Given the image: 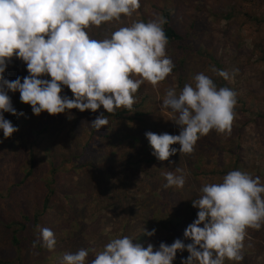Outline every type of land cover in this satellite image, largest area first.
<instances>
[{
    "label": "clouds",
    "instance_id": "1",
    "mask_svg": "<svg viewBox=\"0 0 264 264\" xmlns=\"http://www.w3.org/2000/svg\"><path fill=\"white\" fill-rule=\"evenodd\" d=\"M140 0H0V132L5 139L19 131L4 113L17 115L9 93H19L36 116L71 114V110L108 114L117 109L132 110L136 95L145 83L157 86L173 72L166 54L168 39L163 17L121 26L103 39L89 35L92 27L130 17ZM26 65L23 78H5L13 59ZM225 80L227 70L211 68ZM65 89L72 93L70 98ZM237 93L217 87L204 72L177 91L165 90L161 109L169 111L178 135L146 132L152 155L170 161L177 154L194 152L198 140L215 131L230 134L235 118ZM109 124L100 113L90 128L100 131ZM179 145V148L174 147ZM165 188L183 189L186 175L180 167L162 173ZM197 218L184 231L191 243L176 239L161 242L159 249L144 247L129 236L111 239L95 254L90 264H174L178 252L189 256L181 264H225L243 260L247 230L264 227V182L247 171L232 170L219 181L204 182L199 198L192 200ZM42 245L54 250L56 239L49 228H41ZM153 237L156 229L144 230ZM89 251L65 253L62 264H86Z\"/></svg>",
    "mask_w": 264,
    "mask_h": 264
},
{
    "label": "trees",
    "instance_id": "2",
    "mask_svg": "<svg viewBox=\"0 0 264 264\" xmlns=\"http://www.w3.org/2000/svg\"><path fill=\"white\" fill-rule=\"evenodd\" d=\"M141 1L146 0H140V6L136 11L143 10L144 7ZM164 2L167 4L166 6L170 9V12L162 9L163 7H158V5L154 8L157 9L158 13H162L166 21L163 25V29L168 39L167 46H175L177 50L182 52V61H179L180 58H176L174 61V71H176V69L181 71L182 68L184 70L185 59L193 52V45L198 38V34L195 32L198 26L196 22H192L188 25L189 29L185 27L178 28V23L175 22V17H172L171 12L175 15L181 12L182 0H164ZM246 15V21L252 24L262 25L264 23V21L260 19L261 16L259 17L258 15L256 16L255 14L248 13ZM131 17H133V15H131ZM133 22H135V20L130 22L126 17H122L120 21H113L99 28L92 27L90 29L92 31L91 37L103 39L117 28L128 26ZM195 47L197 46L195 45ZM255 54L259 56V59L253 64L264 62V45L262 42H257L254 45V50L251 51V55ZM27 75L26 65L22 61L14 58L8 66L5 78L8 80H15L17 77L23 78ZM259 80L262 82L261 88L264 90V79L259 78ZM242 88L243 92H249V94L247 96L239 95L235 91L237 93L235 112H241L242 115L250 113L253 122L261 121L264 124V95L257 96L245 85H243ZM142 90L143 89L140 87L136 95L139 96ZM64 94L68 95L70 98L72 97V93L68 89H65ZM9 95L18 114L12 115L10 113H4V116L7 120L11 121L14 126H17L19 131L8 139H5L3 133L0 132V158L2 154H5L15 164V168L9 171L11 174L8 176L9 184L6 183V185L3 186L0 181V191L6 192V194L1 197V201H6V199H8L7 204L9 203L8 208L6 207L7 210L5 209L6 211L0 207V229L9 230L12 234L11 242L9 243V240L5 239V242L2 241L1 245H5L6 249L8 248L9 251L13 253L14 251L12 248H14L16 254L9 255L7 258L4 256L0 257V264H13L15 259L16 264H33V258H36L38 253L44 255V260H41L40 264H62L63 258L55 261L53 257L54 250L49 251L42 245L40 229L49 228L53 231L57 242L54 249H59L60 254L75 253L70 252L73 249H70L69 246L73 244L79 247V245L84 242L83 238L86 232L84 219H86V217L90 216L91 221L96 222L97 218H95L93 214L97 210H94L98 206L96 204H100L98 197H102L101 201L102 204H105V211L111 213L109 218L105 216L106 220H108V222H117V220L120 219L123 223V231L126 233H123L122 236H129L135 242L140 243L143 236H146L143 233L145 228L148 227L143 224H138L136 218L141 219L142 216H147L150 219L157 220L162 218L160 221H163L164 225L169 228L168 232L172 236L173 242L176 239L182 240L184 230L181 224L182 219L176 217L178 207L181 208V206L185 204L192 205V200L194 199H189V196L195 194V198H199L200 192L197 193V191H200L204 182L219 181L225 174L232 170L248 171V168L242 165L241 162L246 152L243 145L244 135L240 133L243 129L235 130V127L232 126L231 133L224 134L223 136L225 141L228 142L226 139L229 136L234 137L235 134H240L233 148L224 146L223 151L230 155L231 163L229 166L222 168L219 163H208V168H210V166H216V168H214L216 171H207L206 169L203 173L196 174L197 170L194 171L193 169H196L195 167H197L200 158L204 155L200 149L201 145L204 144L203 139L205 137H201L193 153L182 154L186 157L185 163L187 167L192 170L188 176L189 183L185 185L183 189L175 187L165 188L164 184L166 180L163 181L161 175H163V172L172 171L173 167L170 164L171 159L170 161L164 162L157 160L152 155V151L147 150L150 146L148 140L143 143L141 142L143 139L140 138L139 145L137 146L136 144L133 147L136 146L141 153L131 150L126 158L122 157V159L125 160L123 165L119 164L120 161L112 150L113 146L118 144L119 141L120 144L123 143V141H121L123 138L118 137V135L122 132L124 133L122 126L125 129V122H133L143 117V113L139 110L142 109V103H135L132 110L121 108L117 109L112 114H108L101 108L100 111L96 113H92L91 111L82 113L79 110H71L70 115L60 114L52 116L45 112L40 116H36L33 114L30 105H26L20 101V94L18 92H10ZM257 101L263 108L259 109L260 111L254 109V106L257 105ZM101 112L106 116L108 115L109 124L100 131H96L90 128V122L99 116ZM163 130L161 125L152 129L150 132L163 134L165 133ZM34 136H37L39 141L31 146L26 144V142H29L28 140ZM209 136L213 137V139H211L210 144H206V146L213 149L218 141L215 133L212 132L206 136V141L209 140ZM134 138L136 139V136L132 135V139ZM233 140L234 138L230 141ZM132 141L134 142V140H131V142ZM94 144L98 145L96 151L91 148ZM174 147L179 148V145H175ZM144 153H147V158ZM46 155H48L47 160L45 158ZM101 157H103V159H101ZM172 158L174 161L177 156H173ZM79 160L81 164L76 170L85 173V176L82 178L83 183L81 184H77V179H75L76 175L73 174V169L70 167V164H75ZM222 160L224 161V159H220L219 162H222ZM98 162L99 165H97ZM141 163H148L157 169L163 183L152 185L145 199H131L126 193L137 188L134 176L140 175V172L130 170V168L132 167L131 165ZM0 165H3V162H0ZM40 166L47 167L46 177L42 178L38 176V169H40ZM3 167H5V165ZM160 168H164V170ZM91 170H101V172L108 171L113 179L103 181V179H97V176L91 177L85 172H91ZM262 170L263 168H261V171ZM183 172L185 173V170H183ZM159 174L156 170L154 171L155 178ZM212 174L217 177L213 179L210 178L209 176ZM65 175L70 177V179H65ZM141 180H139V182ZM99 181L103 183L101 184ZM149 181L151 182L152 180L149 179ZM35 187L37 191H35ZM32 192L38 193V195L29 198ZM77 195L81 197V201L78 202L76 200V203L73 204V200L78 198ZM93 195H96L94 199H92ZM0 204H2V202H0ZM15 207L22 208L21 217L19 218L11 216L12 214H8V210L15 209ZM98 212L100 211H97L95 214H100ZM172 214L173 217L171 216ZM116 226L118 232L119 224L116 223ZM100 228L95 224L89 226L88 230L91 232V238L94 240L93 246L99 242ZM148 230L150 231L149 228ZM109 241L110 239H106L102 245L91 248L88 245L85 249L88 251L91 250L92 252H99ZM166 242L170 244V242ZM80 247L84 249V245ZM257 248L263 247H259L255 244V247L252 249L256 250ZM25 250H28L29 253L25 254ZM244 250H248V247ZM29 254H32L31 262L28 260ZM242 255L243 260L238 262V264H259L260 262L257 261L256 256L254 258L250 256L248 252ZM94 256L95 254L89 253L87 259H93ZM188 256L189 253L187 251L177 253V258L186 259ZM225 264H233V262L226 260Z\"/></svg>",
    "mask_w": 264,
    "mask_h": 264
},
{
    "label": "rangeland",
    "instance_id": "3",
    "mask_svg": "<svg viewBox=\"0 0 264 264\" xmlns=\"http://www.w3.org/2000/svg\"><path fill=\"white\" fill-rule=\"evenodd\" d=\"M141 2L143 3V10L135 11L132 14L133 17H126V19H128L130 22L132 20L148 22L150 20H156L160 17H163L162 13H158L157 9L154 8L156 5H158V7L160 8L163 7L162 9H165L167 12H170V9L166 6L167 4L164 2V0H146ZM180 10L181 12H178L177 15L171 12L172 17H175V22L178 23V28L185 27L186 29H189L188 25H190L192 22H196L198 26L195 31L196 34H198V38L196 39L195 44L193 45V52L188 55L187 59H185L184 70L183 68L181 71H179V69H176V71L173 70V72L166 78L165 81L160 82L155 87L152 86L150 83H145L141 86L143 90L138 96L137 103H142V109L139 110L141 111V113H143V117L133 122L126 121L124 124L125 129L122 126V130L124 131V133L122 132L123 134L121 133L118 135V137L123 138V140H121L123 141V143L120 144L119 141V143L115 144L112 148L113 152H115L116 154L117 159L120 161V165H123L125 163V160L122 159V157L126 158V156L131 152V150L133 152L141 153V151L138 150L136 146H133L136 144L137 146L139 145L138 143L140 141V138L143 139L141 140V142L143 143L147 141V138L145 136L146 132H150L152 129L162 125L164 129L163 132L178 135L179 127L175 125L174 122H172L174 117L169 113V111L161 109L165 90L169 86H175L177 88V91L179 92V90L183 88L185 83H191L192 77L195 74L204 72L206 75L210 76L214 80L217 87H228L236 91L239 95L247 96L249 92H243L242 88V86L245 85L257 96L264 95V90H262L261 88L262 82H260L259 80V78L264 79V62L253 64L256 60L259 59V56H257L256 54L251 55V51L254 50V45L257 42H262V44L264 45V23L262 25H257L246 21L247 13L255 14L259 17L261 16V21H264V1L182 0ZM89 35L92 36L91 30H89ZM92 38L100 39L97 37ZM195 45L197 47H195ZM166 54L172 59L173 63L176 58H180L179 61H182L183 59L182 52L177 50L175 46H167ZM212 67H215L219 70H227L231 74V78L229 80H225L222 77H219L211 71ZM254 109L260 111L259 109L263 108L260 104H258L257 101V105L254 106ZM250 116V113L242 115L241 112H235V118L232 126L235 127V130L243 129L240 133L244 135L243 145L244 150H246V152L241 159L242 165H245L248 168V173H250L254 177L259 176L262 182H264V124L261 121L253 122ZM212 133H215L218 142L216 143V145H214L215 148L210 149L206 146V144H210L211 139H213V137L209 136V140L206 141L207 135L203 136L205 137L203 139L204 144L201 145L200 150L203 152L204 155L200 158L197 167H195L196 169H193L194 171L197 170L196 174L203 173L206 169L207 171H216V169H214L216 168V166H210V168H208V163H219L221 164L222 168H224L225 166H229L231 163L229 153L223 151L224 146H226L227 148L228 146L230 148H233L240 133L237 135L235 134L234 137H227L226 140H228V142L225 141L223 137L224 134H218L215 131H212ZM132 135H135L137 140L135 138L132 139ZM232 138H234V140L230 141ZM131 140H134V142H131ZM28 141L29 142H26V144L31 146L32 144L39 141V139L37 136H34ZM97 147V144L91 146L94 151L97 150ZM147 150L153 151L150 146L147 148ZM144 155H146L147 158V153H144ZM176 156L177 158L174 161L173 158L170 157V164L173 167L172 171H174L176 167H180L182 170H185V185H187L189 183L188 176L190 175V172L192 170L187 167V164L185 163V156H183L182 154H177ZM45 158L47 160L48 155H46ZM101 159H103V157H101ZM220 159H224V161L222 160V162H219ZM0 162H3V165H0V176H2L0 177V181L1 184L4 186L6 185V183L9 184L8 176L11 175L9 171L15 168V164L5 154H2ZM80 164V160L75 164H70V167L73 169V174L76 175L75 179H77V184L83 183L82 178L83 176H85V173H81L76 170V168L80 166ZM4 165L5 167H3ZM97 165H99V162ZM131 166L132 167L130 168V170H136L140 172V175L134 176L137 188L126 193L127 196H130L131 199H145L148 196V192L150 191V187L152 185L158 183L162 184L165 180L164 176L161 175L163 179L162 181L158 170L155 169L153 166L149 165L148 163H141ZM261 168H263L262 171ZM160 169L164 170V168ZM155 170L159 174L156 176V178L154 176ZM85 172L87 173V175H90L91 177L97 176V179H103V181H109L113 179V177L110 175V173H108V171L101 172V170H91V172ZM46 173L47 167L40 166V169H38V176L42 178L46 177ZM209 177L213 179L217 176H213L212 174ZM65 179H70V177L65 175ZM149 179H151L152 181L150 182ZM139 180L141 181L139 182ZM99 183L102 184L103 182L99 181ZM34 189L35 191H37L36 187ZM199 192L200 191H197V193ZM117 193L120 194L119 192ZM4 194H6V192L1 190L0 202H2V204H0V207L5 210L6 207L8 208L9 203L7 204L8 199H6V201H1V197ZM37 195L38 193L32 192L29 198L36 197ZM95 197L96 195H93L92 199H94ZM101 198L102 197H98L100 204H96L98 206L94 209H97L95 213H97V211H100L98 212L100 214H95L94 212H92L94 213L93 216L97 218L96 222L91 221L90 216L84 219V223L86 225V232L84 233L83 238L84 242L80 244L79 247L73 244L69 246L70 249H73L70 252L78 251L79 249H81L80 246L83 247V245L84 249L88 245L90 248L97 247L98 245H102L106 239L111 240L113 238L122 237L123 233H126L123 231L124 225L120 219L117 220V222H108V220H106L105 216L109 218L111 216V213L105 211V204H102ZM189 199L195 200V194H191L189 196ZM76 200L78 202L81 201V197L78 196V198L74 199L73 204L76 203ZM21 211L22 208L15 207V209L8 210V214H12L11 216L19 218L21 217ZM177 211V216H175L182 219L181 224L183 230L185 231V229L197 218L198 209L194 208L193 205L185 204L181 206V208L178 207ZM171 216L173 217V214ZM136 219L138 224H143L144 226L148 227L150 231L152 229H156L155 236H143L140 244L144 247H147V245L151 243L155 249H159V245L161 244V242L167 243L166 241H168L170 242V244L173 242V238L168 232L169 228L164 225L163 221H160L162 220V218L157 220L150 219L147 216H142L141 219ZM116 223L119 224L118 232L116 230ZM93 224L98 225L99 228L102 224L99 230V242L95 246H93L94 240L91 238V232L88 230L89 226ZM5 239L9 240L8 242L10 243L12 240V234L9 230L1 228L0 257L4 256L5 258H7L9 257V255H14V253L16 254V251L14 248H12L14 253L12 251L10 252L8 248L6 249L5 245H1V242H5ZM182 241L185 244L191 243V241L185 239L184 234L182 237ZM255 244H257V246L259 247L262 246L263 248H257L256 250L252 249L253 247H255ZM243 245L244 246L241 250L242 254L248 252L250 256L254 258L256 256L257 261H260L259 264H264V227H262L260 230L248 229L246 237L243 241ZM246 246L248 247V250H244L245 248H247ZM24 253L27 254L29 253V251L25 250ZM89 253L96 254L97 252H92L90 250ZM31 256L32 254L28 255L29 262H31ZM53 257L56 261L58 259H62L63 255L60 254L59 249H54ZM33 259V264H40V261L44 260V255L42 253H38V256ZM91 260L92 259H87L86 264H90ZM181 260V258H176L174 264H181ZM15 262L16 259L13 261V264H16Z\"/></svg>",
    "mask_w": 264,
    "mask_h": 264
}]
</instances>
